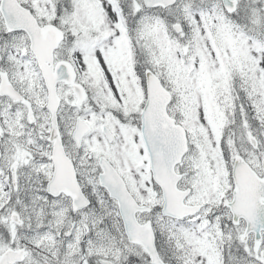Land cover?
<instances>
[{"label":"snow or ice","instance_id":"6c2138e0","mask_svg":"<svg viewBox=\"0 0 264 264\" xmlns=\"http://www.w3.org/2000/svg\"><path fill=\"white\" fill-rule=\"evenodd\" d=\"M0 264H264V0H0Z\"/></svg>","mask_w":264,"mask_h":264}]
</instances>
